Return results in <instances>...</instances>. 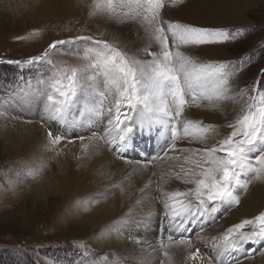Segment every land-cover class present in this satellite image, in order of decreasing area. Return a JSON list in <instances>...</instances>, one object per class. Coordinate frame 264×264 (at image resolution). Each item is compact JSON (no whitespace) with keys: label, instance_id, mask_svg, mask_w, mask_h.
Returning <instances> with one entry per match:
<instances>
[{"label":"bare ground","instance_id":"1","mask_svg":"<svg viewBox=\"0 0 264 264\" xmlns=\"http://www.w3.org/2000/svg\"><path fill=\"white\" fill-rule=\"evenodd\" d=\"M1 1L5 10L10 13L23 12L38 18L50 14L53 10H63L67 13L75 10L88 16L86 18L97 37L107 38L110 42L115 38L122 50L143 60L151 59L146 50L158 51L159 48L145 24L138 21L119 24L106 20L101 10L94 7L93 0ZM262 1L184 0L182 4L173 5L171 0H166L161 17L164 20L200 27L223 28L226 25L244 23L245 11ZM97 3L104 5L106 0H97ZM188 54L201 62L223 61L227 57L224 43L204 46L188 51ZM84 57L75 59L68 57L67 53L63 56L73 64L71 67L76 68L84 63ZM100 82V77L92 71L82 78V87L76 101L60 117L64 125L59 127L57 119H50L46 112L49 89L42 88L40 91L42 107L39 112L34 113L33 104L29 103L30 109H23L22 104L25 100L28 101L25 92L13 100L10 106L11 114L7 113L6 117L0 120V145L5 157L14 160L15 174L12 182L17 186L14 191L17 200L25 204L31 199L33 207L37 203L48 207L51 201L55 200V213L64 214L59 217L68 218H64L66 224L76 223L87 229L86 241L98 252L109 253L105 258H98L91 264H209V261L211 264H235L236 259L239 264H264V253L255 258L252 256L258 246L245 245L243 251L237 252L227 247L223 240L226 230L231 227L230 223H234L241 216H251L264 207V179H252L244 192V187L237 185L238 194L243 196L240 197L238 209H231L228 220L220 221L219 217L222 209L231 205L225 203L214 217L201 219L192 226L189 234L193 240L192 247L172 244L168 248V255H164L161 244L168 243L166 236L170 230H175L164 218L161 193L194 187L174 178V173L180 170L181 165L185 169L194 167L183 160L185 155L191 153H170V156H179V160L157 158L168 143V136L162 135L163 126L155 122L156 114H153L152 131L147 135L144 133V136L140 130L135 132L131 143L135 142V134L138 143L127 149L129 162L120 159L115 149L107 143L103 123L88 113L89 107L97 100L93 89ZM233 89L232 99L222 104L213 106L198 101L200 107L193 105L185 109L187 119L216 126V132L210 134L214 139H210L209 143L222 139L224 131H231L225 125L230 120L232 122L238 110L242 108L241 105L243 106L239 92L235 93L239 88L233 86ZM113 99L114 97L109 96V101ZM107 106L106 101L105 107ZM66 115L67 118L64 119ZM46 123L48 124L44 125ZM47 126L54 127V134L62 136L63 132L66 133L58 144L50 142ZM55 128H58L60 133ZM79 136L88 138L84 141L86 147L81 146L82 142L77 139ZM177 144L181 149L203 146L199 141L188 140H178ZM235 195L236 192L234 197ZM179 235L180 233H176L174 239ZM196 248H200V254L193 259L191 253L195 252ZM250 250L252 254L247 255Z\"/></svg>","mask_w":264,"mask_h":264},{"label":"snow or ice","instance_id":"2","mask_svg":"<svg viewBox=\"0 0 264 264\" xmlns=\"http://www.w3.org/2000/svg\"><path fill=\"white\" fill-rule=\"evenodd\" d=\"M183 2L171 0L173 5ZM93 5L101 10L106 20L119 24L125 21L145 24L159 46L158 51L146 50L151 59L143 60L122 50L115 38L110 42L107 38L87 35L53 41L49 49L78 41H88L95 49L94 54L84 57L79 68L65 70L62 79L55 82L54 94L47 95L46 112L53 120L62 117L76 101L82 78L92 71L102 79L93 89L97 100L89 107L88 113L103 123L107 143L120 159L129 162L126 152L135 132L140 130L147 135L152 131L153 114H156L155 122L163 126L162 135L168 136V143L157 158L179 160V156L173 157L170 153H191L183 160L194 167L185 169L181 165L174 178L194 187L161 193L164 218L175 230H170L166 236L168 243L161 244L167 256L172 244L193 246L189 234L198 221L214 217L225 203L239 205L240 200L234 197L233 189L242 183L240 177L244 173H254L255 180L264 179V93L250 96L252 103L239 109L234 123L227 124L231 132L209 143L214 139L210 134L216 132V126L187 119L185 109L193 105L200 107L198 101L216 106L232 99L234 89L229 68L233 62H201L190 56L188 51L222 44L236 34L230 35L222 28L164 20L161 10L165 8L166 0H106L104 5L93 0ZM48 55L45 50L24 63L51 64ZM7 63L21 64V61ZM261 77H264V69H261ZM248 91L251 93L254 89L249 87ZM109 96L114 97V102L109 101ZM106 101L108 107H105ZM47 136L54 145L63 139L61 135L54 134L51 127ZM77 139L82 142V147L87 146L84 144L87 137L79 136ZM178 140L199 141L203 146L181 149ZM193 156L197 158L193 159ZM251 182L243 183L245 191ZM249 226L251 230L245 231ZM176 233L180 235L174 239ZM223 240L227 247L237 252L243 251L245 245L264 242V212L229 227ZM199 254L200 248H196L191 256L195 259ZM251 254L252 251H248L247 255ZM235 264H239L238 259Z\"/></svg>","mask_w":264,"mask_h":264},{"label":"rangeland","instance_id":"3","mask_svg":"<svg viewBox=\"0 0 264 264\" xmlns=\"http://www.w3.org/2000/svg\"><path fill=\"white\" fill-rule=\"evenodd\" d=\"M86 17L88 16L75 10L69 13L53 10L42 18L23 12L10 13L5 10L0 0V120L5 118L7 113L11 114L10 106L22 92L28 95V101L25 100L22 104L23 109L28 110L31 107L29 104H33V112L40 111L41 89H49V93L54 94L53 85L62 79L65 70L76 68L71 67L73 64L68 58H63L64 54L67 53L68 57L75 59L94 54L95 46L88 41L58 45L56 49H49V45L55 40L87 35L97 37ZM244 18L246 21L241 25H226L222 28L230 35L236 34L233 39L224 42L227 57L223 61L233 62L229 68V77L233 86L239 88L235 93L239 92L242 108L252 103L250 96L264 93V77H261V69H264V0L248 8ZM45 50L49 53L48 60L51 64L24 63L29 57L38 56ZM7 61H21V64ZM101 79L100 77V81ZM249 87L254 91L250 93ZM112 101L114 102V99ZM107 105L109 106L108 102ZM236 116L229 123H234ZM66 118L67 115L64 119ZM57 121V127L64 125L60 118ZM225 126L227 128V124ZM55 129L58 132V128ZM229 133L224 131L223 137ZM65 135L63 132L62 136ZM134 140L135 142L131 143L133 147L134 143H138L136 134ZM13 161V158L5 157L0 145V264H91L98 258H105L109 253L98 252L86 241L87 229L76 223L66 224L65 219L68 218L59 217L64 214L55 213V200L51 201L48 207L38 203L33 207L31 199L25 204L17 200L14 192L17 186L12 182L15 174ZM253 175L252 172L244 173L240 177L241 185L249 179L252 180ZM234 192L240 200L243 195L238 194V186L233 189V195ZM75 199L79 200L77 197ZM239 206L240 203L231 204L229 208L222 209L220 221L228 220L231 209H238ZM260 212H264V207L251 216L241 217L250 219ZM241 217L230 223L231 226L243 221ZM244 230L250 231L251 227ZM256 246L258 248L252 254L253 258L264 253V242L248 244V247Z\"/></svg>","mask_w":264,"mask_h":264}]
</instances>
